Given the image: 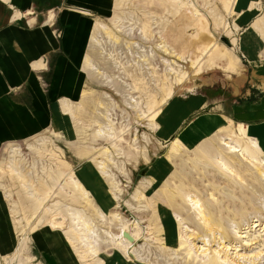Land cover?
<instances>
[{
	"label": "rangeland",
	"instance_id": "rangeland-1",
	"mask_svg": "<svg viewBox=\"0 0 264 264\" xmlns=\"http://www.w3.org/2000/svg\"><path fill=\"white\" fill-rule=\"evenodd\" d=\"M113 2L110 14L96 19V23L111 28L112 35L108 29L100 28L97 34L100 44L91 52L87 50L94 68L90 71L85 68L87 79L82 97L71 102L75 115L65 111L68 107L63 101L61 116L51 127L32 138L6 142L0 147V256L3 264H45L43 260H48L49 255L44 252L47 248L60 259V264H89L88 260L90 264H210L214 260L217 264H264L263 179L255 173L254 179L249 178L242 168L245 172H240L245 173L249 189L247 185L241 186L222 177L216 167L207 168L202 162L190 165L195 157L193 148L204 144L207 151H212V140L217 138L220 142V137L236 136L234 134L247 126L243 121L238 123L231 104L219 102L218 98L207 106L200 102L194 109L189 102L190 97L200 93L207 98L223 96L220 94H225L224 86L232 93L235 75L252 69L253 65L254 70L264 69V0ZM51 5L54 13L58 6L53 1ZM207 43L216 46L211 55L197 49ZM177 69L186 74V79H181L178 85L175 82L183 73ZM176 72L179 75L176 76ZM259 80L264 81V78L254 73V84ZM260 88L262 94H254V107H257L254 124L264 128V86ZM169 89L173 95L163 105L156 121L161 118L163 122L171 110L168 117L182 119L181 114L185 117L177 123L170 137L162 130L159 136L168 138L163 137V147L156 154L150 117L158 107L154 101L160 105ZM237 98L238 103L244 105L250 96L241 93ZM202 119L210 126L203 133L197 123ZM110 120L113 127L108 123ZM99 124L103 125L104 134L96 137ZM193 127L197 130L194 133L197 139L183 138V133ZM110 128H116L115 138H109ZM122 128L126 132L121 140L117 136ZM105 134L108 137H104ZM172 142H179L181 147L169 150ZM108 148L115 160L101 155ZM142 153L152 157L151 163L144 164ZM104 163L107 165L105 174L101 173ZM153 172L158 173L153 186L164 188L159 189L158 196L155 194L149 199L152 202L147 204L149 210L140 192ZM73 174L86 190L79 199L72 195L70 188L60 189ZM44 182L56 190L52 197L45 196L50 189L42 190L40 185ZM241 188L254 194L246 195V200L252 201V208L240 206L239 200L244 197ZM173 190L182 195H199L212 214L214 226L224 224L223 228L228 227L231 237L222 238L219 230H215V234L209 232L208 226L199 221L193 208L180 195L177 196L180 216L175 219L169 204ZM85 198L101 205L103 212L99 214L97 210L95 216L92 206H82L81 202L86 204ZM234 199L237 206L233 204ZM36 200L39 201L36 203ZM57 205L64 214L56 210ZM67 207L103 221L104 228L112 231L107 235L109 239L99 230L91 234V240L86 243L76 242L80 247L76 249L67 239L70 234L68 215L72 212L67 211ZM157 208L165 213L163 223L148 232L151 211ZM234 213H243L250 223L253 218L254 224L258 220L261 225L247 234L249 230H245L244 224L248 225L249 221L244 220L242 226L239 221H230ZM56 214L65 215L66 220L61 226L52 227L49 223ZM114 215H118L126 227H117L114 220L112 224L106 222ZM170 227L174 228L172 238ZM63 228H68V233L61 230ZM253 233L256 237L251 242L254 244L247 245ZM240 234L246 237L241 238ZM109 240L118 244L119 249L108 247ZM89 244L98 249L99 255L92 256L95 253L87 251L88 258L81 259L82 250Z\"/></svg>",
	"mask_w": 264,
	"mask_h": 264
},
{
	"label": "crops",
	"instance_id": "crops-1",
	"mask_svg": "<svg viewBox=\"0 0 264 264\" xmlns=\"http://www.w3.org/2000/svg\"><path fill=\"white\" fill-rule=\"evenodd\" d=\"M52 1L58 6L54 13ZM112 6L113 0H0V147L44 132L61 116L63 101L82 97L87 79L84 60L96 19L108 16ZM251 68L234 76V92L224 86L223 96L207 98L200 93L189 102L192 109L217 98L231 104L238 123L243 121L264 147V128L254 124V94L261 95L260 86H264L260 80L254 84V73L264 78V69L255 72L254 65ZM241 93L250 96L244 105L238 103ZM169 114L158 121L168 137L185 117L181 114L182 119H176ZM197 123L201 133L210 129L206 119ZM196 132L193 127L182 137L190 140ZM44 252L49 254L45 264H60L49 248Z\"/></svg>",
	"mask_w": 264,
	"mask_h": 264
},
{
	"label": "bare ground",
	"instance_id": "bare-ground-1",
	"mask_svg": "<svg viewBox=\"0 0 264 264\" xmlns=\"http://www.w3.org/2000/svg\"><path fill=\"white\" fill-rule=\"evenodd\" d=\"M233 9L234 8H232V10ZM100 28H102L104 30L108 29V31H109L108 33L110 35H112V29L111 28H109L104 23L97 22L95 24V29L93 31V35H92V38H91L92 40L90 41L91 43H90L89 49H88L90 52L94 48L95 45L98 46L100 44V41L97 40V34H98V31L100 30ZM208 47H210V48H208ZM215 47H216L215 44L207 43L205 45L198 46L197 49H200L201 51H203V53L206 51L205 55H207V54H209L211 52L209 54V55H211L214 52V50H215L214 48ZM85 68H86L87 71H90V70H92V68H94V64L92 63L89 54H87V56L85 58ZM172 68H173V66H172ZM180 69H177V70H180ZM172 70H174V68ZM180 71L182 72L183 70H180ZM182 73H183L184 76L181 74L182 78H180L181 75H180L179 78L177 77L178 81L175 82L176 85L181 83V81L183 79H186L185 78L186 74H184L185 71L182 72ZM177 75H179V74H177V72H176V76ZM176 85H175V87H177ZM172 95H173L172 89H169V91L166 94V96L162 99V102H161L160 105H159V102L154 101V103L157 104L158 107L155 106L157 108L152 111V114H151V117H150V120H151L150 128H151V130L154 133L152 135H153V138H154V140L156 142V144L154 145L155 148H156L155 149V153L156 154L159 152V149L163 147V143H164L163 142L164 141L163 137L167 138L166 137L167 134H166V136H162V137L159 136L160 135L159 133L163 134V131L161 130V128H160V130L157 129V127H159V124L156 121V119H158L157 117L159 116L160 110L162 109L163 105L167 102L168 99L171 98ZM63 104L66 107H68V108L65 109V111L68 114H71V115L74 116L75 114H74V109H73V106H72L73 103L65 102ZM108 123H110V126L113 127L111 125V120H110V122L108 121ZM101 124H99V131L97 130L98 134L97 135H96V133L94 134V136H96V137L104 134L102 132L103 131V129H102L103 125L101 126ZM244 128L238 134L234 131L233 134L236 133V134H234L236 136H233L231 134L230 136L220 137V142L218 141L217 138L212 140L211 141V145L214 148V149L212 148V151L211 150L207 151L206 148H208V147H206V145H204V144L198 146V148L195 149V150L193 148L195 157L191 160L190 165L193 166V165H196L199 162H202L204 164V166H207V168L208 167H212V168L216 167L222 177H224L226 179H229L231 181H234L235 183L240 184L241 186H246L247 185V181H246L247 179H246L245 173L242 174L240 172V170H242V168L245 169L246 174H247V176L249 178L254 179V173H255L256 177H261L263 179V181H264V148H263V145L261 144V142H260V140L258 138L253 136L254 134L252 135L251 132H246V131H248V129H246V128L244 129ZM157 130H158V132H157ZM109 131H111L110 134H108V135H110L109 136L110 139H112L114 136H116V132H115L116 128H115V130L113 128H110ZM120 132H119L120 134L117 136V138L122 140L123 136L125 135L126 130L122 128ZM104 137H108V136L105 134ZM137 139L138 138H136L135 140H137ZM179 146H180L179 142H172V145L169 146V150L173 149V147L174 148H179ZM146 149H148V148H146ZM109 152H110V149L108 148V150H105L104 152H102L101 155H103L104 158L107 157L105 159H109V157H111V155H110L111 152H110V154H109ZM142 154H144V153H142ZM113 156L111 158L115 160V158H113ZM142 160H143L144 164L148 165L149 163H151L150 161L152 160V157H149L148 153H145L143 155V157H142ZM188 161H190V160H188ZM106 162H107V160H106ZM243 163H245V164L243 165ZM96 164H98V160H97ZM106 166L107 165L104 163L103 166L101 167V169H102L101 173L105 174L107 172L106 169H105V168H107ZM97 168H100V167H97ZM242 171H244V170H242ZM111 174H112V172H111ZM109 177H110V175H109ZM112 177L110 179H112ZM157 178H158V173L157 172H153V173L150 174L149 180L145 181L144 184H143V182L141 180V183L143 184V187H142V192H140V196L143 197L144 203H146V208H149L147 204H151L152 203V202H150L149 199L151 197H153L155 194H157V196H158L160 194L159 189L162 190L164 188V186H159V187L153 186V182L152 181H153V179H157ZM261 178H259V179H261ZM66 180H67L68 184L66 186H60V189L65 191V188L68 187V188L71 189V193H72V195L75 198H78V197L82 198V196H84V194L86 193V190H85L81 180L75 174L70 176V178L67 177ZM112 180L114 181V179H112ZM165 183L167 184V182H165ZM42 184L40 185V186H42V190L50 189L49 192L44 193L45 196L46 197L47 196L52 197V195L55 194L56 190L52 189L51 185H49L48 182H44ZM252 184H253V182H252ZM30 187H32V185ZM174 188H178V187H174ZM246 188H249L248 185L246 186ZM246 188L245 189L241 188V193L243 194V196L245 198L241 197V199L239 200L240 201V206L242 208H246V207H248V208L251 207L252 208V201L251 200H246V195L247 194L252 195V194L249 191L247 192ZM253 188H252V192H254ZM137 189H139V188H137ZM120 192H122V191L120 190ZM178 195L181 196L182 200L185 203L190 204V206L193 208L194 212L196 213L195 216H197L199 221H203L204 225L208 226V231L209 232H211L212 234H215V230H219V233H220L222 238H230L231 237V232L228 229V227L223 228L224 224H220L218 227L214 226L213 221H212V220H214L213 217H212V214L209 212L208 207H206L207 205H205V202L202 200V198L199 195H195V194L192 195L190 193H184L182 195V194L178 193L176 190L175 191L174 190L171 191L170 192V201L171 202L169 204L171 206V214H173L175 219H177V216H180L179 212L181 210L180 207H179V204H178V200H177V196ZM38 198H40V197L38 196ZM85 199H86V204L81 202V205L82 206H86L87 208L92 206L93 207V214L95 216H96V211L97 210H98L99 214L103 212L102 209L100 208L101 205L98 206L95 203V201L89 200L88 198H85ZM156 199H157V197H156ZM164 199L165 198H162V200H164ZM38 201L36 200V203ZM77 202H79V201H77ZM154 202H156V201H154ZM117 204H118V202H117ZM233 204H234V206H237V203H236L235 199L233 200ZM241 204H243V205H241ZM49 207H52V206H49ZM58 207H59L58 205L55 207L56 210L64 214V212H63L64 210L63 209L61 210ZM55 208L53 207V209H55ZM68 208L69 207H67V211H69V210L72 211L70 214L68 213L69 214L68 215L69 216V220H70V226L69 227L67 226V227L70 228V230H69L70 234L66 230L68 228H63L61 230H63V231L66 230V232L68 233L67 234L68 235L67 236L68 241L70 243H72L75 248L77 247L76 249L80 248V247L77 246L78 244H76V242L78 243V241H79L81 243H86V241L91 240L90 239V238H92L91 234H94L95 232H98L99 230L101 231V232L99 231L100 234L102 233V235L103 234L106 235V236H103L106 240L109 239V237L107 235H111L112 231H109L108 229L104 228V226H103L104 222L103 221L96 220L93 217L81 212L79 209H76L74 207H73V209H69V210H68ZM149 210H150V208H149ZM149 210H146V213H149ZM64 216L65 215H60V214L53 215L52 222H50L49 224L52 227H54L53 225H55V224L61 226L62 222H64V220H66L64 218ZM150 216H151V218H149V220H148V232H152L153 230H156V229L160 228L159 225H161L163 223V219L165 217V213L158 211V208H157V209H153L151 211V215ZM230 216H231L230 221H233V222H238L239 221L240 222V226L243 225L242 222L244 220H246V219L250 223L249 218H247L243 213H234L233 215H230ZM113 220L116 222V226L117 227H119V226L124 227L125 224H126V223L124 224V221L120 220L118 215H114L112 220L106 221V222L109 223V224H112ZM217 220H220V219H217ZM256 221H258V220H256ZM256 221H255V224H254V220L252 218V222L250 224L249 223H248V225L244 224L245 225V230L246 231L249 230L248 233L247 232H245V233L249 234L252 230L254 231V228L256 229V227H259L261 225V223L259 224ZM107 223H105V224L108 227H112V225L109 226ZM250 229H252V230H250ZM162 231H164V228H162ZM169 231H170V238H172V236L174 234V228L170 227ZM240 235H241V238L242 237H246V235H244V236L242 234H240ZM250 236H252V238H251V240L246 241L247 245H249L248 243L251 242L252 240H254V238L256 237V236H254V233L252 235L250 234ZM156 240H158V239L156 238ZM170 242H172V240H170ZM183 244H185V242ZM251 244H254V242H251L250 245ZM89 246H90V244L86 245L85 247H87V249L86 250L85 249L82 250V252H83L82 254L83 255H82L81 259H83V258L87 259L88 258L87 253H86L87 251L95 253V254H92V256H94L96 254H97V256L99 255L97 248H95L94 246H91V247H89ZM108 247L119 249L118 248V244H115L114 242H110V240L108 242ZM175 248H176V246H175ZM243 255L244 254H239V256H243ZM225 260H227V257L224 260H222V261L224 262ZM88 262H89V264L91 263L90 260H88ZM0 264H3V260L1 258V256H0ZM210 264H217V262H216V260H214ZM218 264H221V263H218Z\"/></svg>",
	"mask_w": 264,
	"mask_h": 264
},
{
	"label": "water",
	"instance_id": "water-1",
	"mask_svg": "<svg viewBox=\"0 0 264 264\" xmlns=\"http://www.w3.org/2000/svg\"><path fill=\"white\" fill-rule=\"evenodd\" d=\"M127 236L129 237V239H130V240H133V238H132V237H130V235H128V234H127Z\"/></svg>",
	"mask_w": 264,
	"mask_h": 264
}]
</instances>
